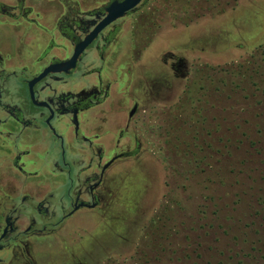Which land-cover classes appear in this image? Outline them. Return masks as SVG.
<instances>
[{"label": "rangeland", "instance_id": "1", "mask_svg": "<svg viewBox=\"0 0 264 264\" xmlns=\"http://www.w3.org/2000/svg\"><path fill=\"white\" fill-rule=\"evenodd\" d=\"M137 16L133 78L151 103L171 95L170 145L111 164L103 209L34 263L264 264V0H147Z\"/></svg>", "mask_w": 264, "mask_h": 264}, {"label": "flooded vegetation", "instance_id": "2", "mask_svg": "<svg viewBox=\"0 0 264 264\" xmlns=\"http://www.w3.org/2000/svg\"><path fill=\"white\" fill-rule=\"evenodd\" d=\"M43 1L0 2V264H35L42 240L89 219L76 216L84 208L101 211L107 168L168 147L178 119L171 95L151 103L133 78L147 0L101 27L67 67L76 45L124 0L86 10L80 0H53L58 9L46 16L37 10ZM113 132L123 146L109 151Z\"/></svg>", "mask_w": 264, "mask_h": 264}, {"label": "water", "instance_id": "3", "mask_svg": "<svg viewBox=\"0 0 264 264\" xmlns=\"http://www.w3.org/2000/svg\"><path fill=\"white\" fill-rule=\"evenodd\" d=\"M140 1L141 0H124L121 3L111 5V7L109 8V14L105 17V19L99 25H97V27L87 37H85V39H83L81 42H79L76 45L75 50L73 52V55L71 56L70 59L65 61L64 67L71 66L74 64V61L76 60L77 55L83 51V49L90 42V40L92 39L94 34L101 27H103L106 23H108L109 21L114 19L116 16L122 14L124 11H126L127 9L134 6L135 4H137Z\"/></svg>", "mask_w": 264, "mask_h": 264}]
</instances>
